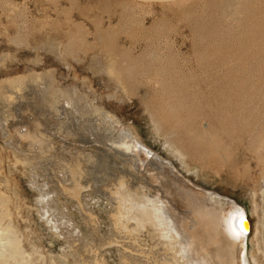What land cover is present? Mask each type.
I'll return each mask as SVG.
<instances>
[{
	"label": "rangeland",
	"instance_id": "rangeland-1",
	"mask_svg": "<svg viewBox=\"0 0 264 264\" xmlns=\"http://www.w3.org/2000/svg\"><path fill=\"white\" fill-rule=\"evenodd\" d=\"M262 132L264 0H0V264H264Z\"/></svg>",
	"mask_w": 264,
	"mask_h": 264
},
{
	"label": "bare ground",
	"instance_id": "bare-ground-1",
	"mask_svg": "<svg viewBox=\"0 0 264 264\" xmlns=\"http://www.w3.org/2000/svg\"><path fill=\"white\" fill-rule=\"evenodd\" d=\"M129 73L131 74V75H136L137 73H139L140 71H138L137 70V68L135 67V66H132V67H130V69H129ZM156 75V74H155ZM136 77V76H135ZM163 83H165L164 81H162ZM161 82V83H162ZM176 87V86H175ZM177 91V93L178 92H181V89H174V86H173V88H172V90L170 91V92H176ZM170 92H169V94H170ZM164 102H165V100H164ZM179 107H181V105H179ZM179 107L177 106V107H173V106H171L170 104H163V107L161 106V112L164 114V117L165 118H167V119H169V120H175L176 121V123H175V125H177V124H179L180 123V119H181V117L179 116V113H178V109H179ZM249 119V118H248ZM224 120H231V121H234L235 120V118H233V117H228V118H226V119H224ZM231 123H234V122H231ZM161 129V128H160ZM256 133V132H255ZM174 135V134H173ZM195 136L193 137V136H190V139H193L194 140V138L195 137H198V134L196 133V134H194ZM263 136V132H262V134H260V137H261V144H263L264 143V136ZM199 138V137H198ZM197 140V139H196ZM197 144V143H196ZM194 145V144H193ZM194 146H196V145H194ZM181 155V154H180ZM130 195V194H129ZM202 197V196H201ZM220 197V196H219ZM139 200V199H138ZM137 200V201H138ZM142 200V199H141ZM195 200V199H194ZM223 200V199H222ZM148 202V201H147ZM206 202V201H205ZM186 203V202H185ZM231 203V202H230ZM154 204V203H153ZM198 205V204H197ZM202 205V204H201ZM134 206H136V205H134ZM199 206V205H198ZM153 207V206H152ZM188 207V206H187ZM151 208V207H150ZM197 208H199V207H197ZM204 208V207H203ZM202 208V209H203ZM208 208V207H207ZM232 207V205H231V210L234 212V215L235 216H233V218H231L230 219V221H227V222H223V226H225V231H226V234L224 235V237H222V239H221V241H222V244L224 245L223 246V252L221 253L225 258H226V260H227V262H228V264H248L247 263V258L248 257H246V253H245V242H246V233H247V225H246V223L245 224H241V222L242 221H244V216L243 215H241V216H239L238 217V215L237 214H235V209ZM141 209H142V207H141ZM127 210V209H126ZM143 210H144V208H143ZM155 210V209H154ZM201 210V209H200ZM207 210V209H206ZM145 211V210H144ZM158 213V212H157ZM158 214H160V213H158ZM143 215V216H142ZM141 216L142 217H144V218H146L147 217V220H148V217L151 219V221H153L154 222V225H156L158 222H156V220H155V218H154V216H153V213L152 212H150V211H145L143 214H142ZM145 215V216H144ZM156 215V214H155ZM160 217H163V214H162V216H160ZM165 217V216H164ZM237 218H239V220L240 221H238V219ZM136 219H137V217H136ZM141 219V218H140ZM161 219H163V218H161ZM211 219V218H210ZM142 220H144V219H142ZM205 220V219H204ZM212 220V219H211ZM139 222H140V220H138ZM150 221V220H149ZM203 221V220H202ZM207 221V220H206ZM208 221H210V220H208ZM238 221V222H237ZM138 222V223H139ZM144 222H145V220H144ZM146 223H149V222H146ZM203 223V222H202ZM150 224H153V223H150ZM207 224H208V222H207ZM216 225H217V221H216V223H215ZM225 224V225H224ZM203 226H204V224H203ZM222 226V227H223ZM221 227V228H222ZM220 234V233H219ZM221 235V234H220ZM218 238V237H217ZM214 242V241H213ZM220 243V242H219ZM211 245H212V243H211ZM238 247V248H237ZM234 250L235 251H237L238 250V252H237V255H235V252H234ZM212 252V251H211ZM191 253H192V251H191ZM210 253V252H209ZM193 254V253H192ZM198 254V253H197ZM212 254V253H211ZM210 254V255H211ZM194 255V254H193ZM200 256V254L198 255V257ZM195 257V256H194ZM217 257H218V254H217ZM200 258L203 260V264H209V262H207L205 259H204V257L201 255L200 256ZM200 258H198V259H200Z\"/></svg>",
	"mask_w": 264,
	"mask_h": 264
},
{
	"label": "water",
	"instance_id": "water-1",
	"mask_svg": "<svg viewBox=\"0 0 264 264\" xmlns=\"http://www.w3.org/2000/svg\"><path fill=\"white\" fill-rule=\"evenodd\" d=\"M249 233H250V231H247V233H246V234L248 235Z\"/></svg>",
	"mask_w": 264,
	"mask_h": 264
}]
</instances>
